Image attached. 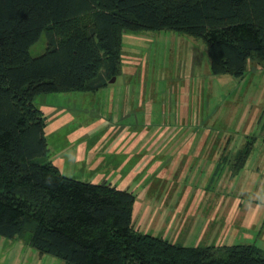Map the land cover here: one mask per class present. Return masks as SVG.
Returning <instances> with one entry per match:
<instances>
[{"label":"trees","instance_id":"obj_1","mask_svg":"<svg viewBox=\"0 0 264 264\" xmlns=\"http://www.w3.org/2000/svg\"><path fill=\"white\" fill-rule=\"evenodd\" d=\"M160 30L202 38L214 75L243 77L250 57L264 68V0H0L1 236L30 231L31 246L67 264H264L252 244L190 247L138 232L132 192L68 177L47 159L36 96L105 87L122 33ZM43 32L46 49L32 56Z\"/></svg>","mask_w":264,"mask_h":264},{"label":"rangeland","instance_id":"obj_2","mask_svg":"<svg viewBox=\"0 0 264 264\" xmlns=\"http://www.w3.org/2000/svg\"><path fill=\"white\" fill-rule=\"evenodd\" d=\"M121 39L119 71L105 87L36 96L47 140L84 133L89 140L97 135L107 141L103 175L134 194L132 225L138 232L182 246L252 244L264 251L259 60L249 58L243 77L214 75L200 37L160 30L124 31ZM46 46L43 32L29 52L38 56ZM129 133L136 136L129 151L136 174L114 166L119 157L112 140ZM145 135L154 141L145 142ZM248 141L254 143L239 167V150ZM193 149L200 153L197 159L179 154ZM148 154L154 156L149 163ZM180 196L185 201L179 203ZM29 238L30 231L14 238L0 235V264H67L37 251Z\"/></svg>","mask_w":264,"mask_h":264},{"label":"crops","instance_id":"obj_3","mask_svg":"<svg viewBox=\"0 0 264 264\" xmlns=\"http://www.w3.org/2000/svg\"><path fill=\"white\" fill-rule=\"evenodd\" d=\"M263 72L264 68L259 64V73L261 74ZM72 135V139L74 138L75 140L74 143L72 139L70 140V136L67 133L62 135V139L59 137L56 140L54 139L52 143L47 140L49 149L47 159L55 164L59 168V170L68 177L94 183L106 181L113 184L111 180H107L106 178V176H108L109 174L103 175V172L107 169L105 163V159L107 157L105 154H108L106 148H109V146L108 144H104L107 141H105L102 136L97 135H92L90 140L84 133ZM68 140H70L71 142L69 141V143ZM144 140L145 142L147 141V143L154 141L153 135H145ZM112 141L113 143H117L114 147L115 149L117 147L116 154L119 157V160L114 163V166L117 167V171H119V169L123 167L128 173L136 174L135 155L131 154L130 156L129 154L130 149H134L136 136L130 133L126 135L118 134ZM125 151H127V154L125 153ZM193 151L194 149L191 151V153L190 151H181L179 152V154L180 156L182 155L186 158L194 156L197 159L200 153L198 150L196 152ZM188 154H190V156H188ZM147 156L150 159L148 161L149 163L151 161V158L154 156L148 154L146 155V158ZM195 162L196 161H194L193 163ZM111 178L113 179V177ZM180 197H178L179 203L185 201V196L181 198ZM163 201V203L166 204L165 199Z\"/></svg>","mask_w":264,"mask_h":264},{"label":"water","instance_id":"obj_4","mask_svg":"<svg viewBox=\"0 0 264 264\" xmlns=\"http://www.w3.org/2000/svg\"><path fill=\"white\" fill-rule=\"evenodd\" d=\"M115 80V77H113L112 79H111V81H114Z\"/></svg>","mask_w":264,"mask_h":264}]
</instances>
